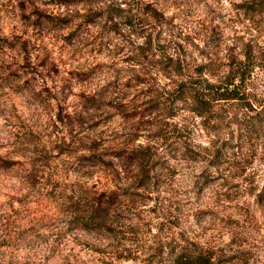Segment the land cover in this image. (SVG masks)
Here are the masks:
<instances>
[{
    "label": "clouds",
    "instance_id": "clouds-1",
    "mask_svg": "<svg viewBox=\"0 0 264 264\" xmlns=\"http://www.w3.org/2000/svg\"><path fill=\"white\" fill-rule=\"evenodd\" d=\"M0 264H264V0H0Z\"/></svg>",
    "mask_w": 264,
    "mask_h": 264
},
{
    "label": "rangeland",
    "instance_id": "rangeland-1",
    "mask_svg": "<svg viewBox=\"0 0 264 264\" xmlns=\"http://www.w3.org/2000/svg\"><path fill=\"white\" fill-rule=\"evenodd\" d=\"M21 7L23 8V5H21Z\"/></svg>",
    "mask_w": 264,
    "mask_h": 264
}]
</instances>
